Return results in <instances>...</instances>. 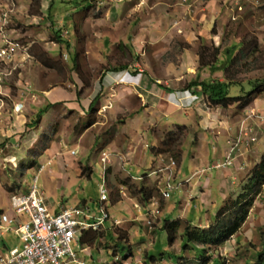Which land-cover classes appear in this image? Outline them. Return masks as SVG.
<instances>
[{
  "label": "rangeland",
  "instance_id": "1",
  "mask_svg": "<svg viewBox=\"0 0 264 264\" xmlns=\"http://www.w3.org/2000/svg\"><path fill=\"white\" fill-rule=\"evenodd\" d=\"M11 48L0 55V210L13 214L10 196L27 191L36 176L48 208L57 205L50 209L55 212L82 199L98 200L104 177L108 213L129 222L118 226L110 217L92 244H75L88 262L114 264L119 256L128 264H256L264 242V183L256 188L241 228L223 244L206 245L205 252L194 245L182 250V233L187 224H212L217 210L249 187L264 155V114L248 109L242 116L249 103L224 108L209 106L203 98L194 111L184 107L153 121L149 118L157 110L149 107L129 123L138 107L118 77L138 64L141 73L131 74L135 88L144 87L139 79L156 80L166 92L182 90L195 79L229 77L230 95H240L242 83L252 92L249 102L263 100L264 0H0V50ZM203 48L208 63L199 66ZM110 74L117 77L113 83ZM195 90L187 103L203 97L199 87ZM48 101L54 106L32 124ZM200 111L204 114L198 116ZM217 123L220 128L231 124L232 131L225 134ZM142 125H147L146 135L128 140L129 128ZM175 131L185 150L181 179L180 163L170 166L168 154L150 152ZM140 145L155 159L150 168L129 157ZM232 147L230 159L217 167ZM215 148L220 155L208 158ZM195 152L201 159L194 166ZM59 162L64 178L50 170L57 172ZM167 177L177 187L165 198L161 191ZM176 191L178 201L172 196ZM148 203L153 213L146 216ZM166 203L177 207L164 212ZM178 208H188L186 218H178V233L169 243L160 218L177 220ZM142 212L143 223L137 221ZM119 236L126 240L116 246Z\"/></svg>",
  "mask_w": 264,
  "mask_h": 264
},
{
  "label": "built area",
  "instance_id": "2",
  "mask_svg": "<svg viewBox=\"0 0 264 264\" xmlns=\"http://www.w3.org/2000/svg\"><path fill=\"white\" fill-rule=\"evenodd\" d=\"M10 51L12 48L1 49L0 55H7ZM134 68L139 69V66ZM140 82L141 79L138 80V84ZM185 93L183 92L184 99L188 98V94ZM233 149L234 147L231 148L228 158L217 164V167L225 165ZM169 165H175L174 159L170 158ZM36 182L37 176L30 183L27 191L12 196V217L6 214L0 217V223H3L0 226L2 234L12 231L20 242L18 246L15 245L6 252L0 248V264H93L82 257L74 246L75 244L80 246L82 243L79 240L80 235L99 231L104 221L110 218L106 209L109 189L104 177L99 183L100 193L96 214L86 204L65 207L59 212L52 213L41 196ZM165 182V188L161 193L163 197L168 198L177 185L171 183L170 177H167ZM147 222L150 224L149 221ZM125 259L127 257L123 259L116 256L113 263L128 264Z\"/></svg>",
  "mask_w": 264,
  "mask_h": 264
},
{
  "label": "trees",
  "instance_id": "3",
  "mask_svg": "<svg viewBox=\"0 0 264 264\" xmlns=\"http://www.w3.org/2000/svg\"><path fill=\"white\" fill-rule=\"evenodd\" d=\"M254 51L258 49L257 40H253ZM199 66H204L208 62L204 61V56L209 55L205 48H203L199 53ZM122 68V67H121ZM126 67H123V69ZM120 69V68H119ZM122 69V70H123ZM131 74H138L137 69H132ZM233 81L226 77L224 80L213 79L210 81L206 80H193L190 81L182 88V91L187 94H192L194 89L200 88L204 100L208 103L209 106H220V107H229L231 104L238 102L239 105H247L250 101V96L252 92H247L244 90V85L238 83L239 87L241 86L242 93L240 95H230V88L233 86ZM251 84V83H249ZM256 84L252 82V86L255 87ZM94 102V101H93ZM93 102L90 104L93 105ZM53 104L47 103L44 107L40 108L37 115L34 117L32 124H39L42 118L49 107ZM176 132L169 133L171 134L172 139L170 141H164L161 143L160 148L154 150L151 148V152L155 155L159 152H164L168 154V157L174 159L176 163L179 164L182 155V138L178 139ZM253 177L250 179V185L247 189L244 190L243 195L239 194L235 198L228 200L225 205L217 210L214 218V222L207 227H197L192 226L191 224L185 225L183 229V246L182 250H187L190 246H198L201 252H205L204 246L211 245H220L223 244L227 239L233 236L242 226L244 221L248 216V211L254 203V196L258 194L256 188H260L264 183V155L261 157V161L258 163L256 168L253 170ZM124 185L129 186V181H125ZM139 190L140 193H145L144 187ZM145 200L148 199L147 193L143 194ZM97 203V202H96ZM95 207L97 208V204ZM92 210V209H91ZM180 226V221L177 220H164L163 229L166 230L168 242L171 243L175 240ZM97 231H92L85 233L81 237V242L92 244L97 238ZM119 240H126L125 236H119L116 242V246ZM202 256V253H201ZM256 264H264V242L262 243L261 249L256 254Z\"/></svg>",
  "mask_w": 264,
  "mask_h": 264
},
{
  "label": "crops",
  "instance_id": "4",
  "mask_svg": "<svg viewBox=\"0 0 264 264\" xmlns=\"http://www.w3.org/2000/svg\"><path fill=\"white\" fill-rule=\"evenodd\" d=\"M137 66H138V64H136ZM139 73H141L140 72V67H139ZM138 73V74H139ZM110 78L112 79V83L117 79V77L116 76H114V75H111L110 74ZM134 78H135V76H133V75H131V73L129 72V71H126L124 74H122V76L119 78L118 77V79L120 80V82L121 83H123V84H121V85H124V88L126 89V92L129 94L130 93V96H131V98L133 99V102H135L136 104H137V107H138V109H137V113H135V114H133L132 116H130V119L131 120H129L128 122L130 123L132 120H134L136 117H139V116H142V115H144L145 116V114H146V112H147V109L149 108V107H152V108H156V110H157V115H155L153 118L152 117H150L149 119L150 120H153V121H155V119H157L158 117L160 118L161 116H166V115H169V114H171V113H173V112H175V111H177V110H179V109H182V108H184V107H186V108H188V109H190V108H192V109H190L191 111H194V109H195V107H197L196 106V104L197 103H199V102H201V101H203V97L202 98H197V99H195V101H192V100H190L188 103L186 102V101H188V98H186V100L185 101H183V99H181V96L182 95H184L183 94V92L184 91H182V90H172V91H168V92H166L165 91V89H163L161 86H159V84L160 83H158L156 80L154 81V82H149V81H147V80H143V81H141L140 83H142V86H144V87H141V89L139 90H137L135 87V80H134ZM107 83H109V81H107ZM140 83L138 84V86H140ZM113 85V84H112ZM132 85H134V88L132 87ZM102 87V86H101ZM100 87V88H101ZM95 88H97V85H95ZM104 88V87H103ZM50 89H52V88H50ZM50 89H48V90H46L47 92L46 93H48L49 91H50ZM196 89H198V88H196ZM97 91L99 90V92L101 91V89H99V87L96 89ZM196 90L194 89V92H195ZM127 96H129V95H127ZM183 98H184V96H183ZM181 99V100H180ZM260 99H263V98H260ZM94 100H91L90 101V103H92ZM260 101H263L264 102V99L263 100H259V98H255L254 100H252L251 102H249V104H248V108H245L244 109V111H242V116L243 115H245V113H246V111H248V109H249V111L251 110L252 111V109L254 110V111H256V112H259V113H262V114H264V103L263 104H261L260 103ZM49 102V101H48ZM176 102H177V104H176ZM51 104H53L52 102H50ZM180 103V104H179ZM190 104V106H188ZM173 105H175V107H173ZM249 105H250V107H249ZM19 106H21V105H19ZM19 106L17 107V108H19ZM54 106V105H53ZM102 106V105H101ZM177 106V107H176ZM195 106V107H194ZM218 110H221V109H218ZM185 111V110H184ZM61 112V111H60ZM187 112V111H186ZM220 112V111H219ZM222 112H223V110H222ZM52 115H54L53 113H51ZM184 114H186V115H190V113L189 112H187V113H185L184 112ZM196 114L199 116V115H203L204 114V112H202V111H200L199 113L198 112H196ZM219 115V113H216V116H218ZM220 117V116H219ZM219 117L217 118L218 120H219V122H220V119H219ZM149 122V121H148ZM151 122V121H150ZM126 124H127V122L126 123H124V125H125V127H126ZM218 124V123H217ZM220 124V123H219ZM218 124V126H219V129L222 131V132H225V134H226V132H231L232 130H230V128H231V124H228L225 128H220V126L221 125H219ZM176 125V124H175ZM214 125H215V123H214ZM147 127V125H145V126H143L142 125V127L141 128H138V127H136V128H129V130H131L130 131V133H127V135H128V140L132 137V138H134L135 140H138V138L139 137H143V136H145L146 135V132H148V131H146L145 130V128ZM230 127V128H229ZM173 128V127H172ZM125 130H126V128H125ZM210 130V129H209ZM224 134V133H223ZM200 141H201V139H200ZM136 143V142H135ZM134 143V144H135ZM141 144V143H140ZM205 144H206V140H205ZM144 149V148H143ZM142 149V145H140V151L139 150H137L138 152H136L135 154L134 153H129V157L131 158V159H136V163L138 164V165H140L142 168H150L151 167V164H152V162H154V157L152 156V154L148 151V149L147 148H145L144 150ZM49 150V149H48ZM47 150V151H48ZM207 150H209V149H207ZM199 153L200 152H195V156H193V159H192V165H196V163H198V161L201 159V158H199ZM185 154V150L183 149V153H182V159L184 158L183 157V155ZM226 154H227V152L225 153V155L223 156V160H224V158L226 157ZM131 155H134V157H131ZM140 155H142V156H140ZM220 155V152L217 150V148H215L214 150H213V152H211V151H208V158L211 156V157H218ZM201 156V155H200ZM141 158V159H140ZM182 159H181V161L179 162L180 164L179 165H177V171H178V178H180L181 179V176H183L184 175V171H183V169H182ZM217 161V160H216ZM209 163V162H208ZM208 163H206V164H208ZM52 172H55V174H57L59 177H62V178H64V176H65V173H64V171L61 169V163L59 162V168H58V170H57V172L54 170V169H50ZM144 172H146V170L144 171ZM147 173V172H146ZM131 175H132V177L134 176L132 173H131ZM135 177V176H134ZM186 179V177L184 178V179H182V181H184ZM179 180V179H178ZM60 183H65V181H62V182H60ZM177 183V182H176ZM175 183V184H176ZM10 193V192H9ZM173 197H175V196H177V201L179 200L178 199V197L180 198V193H179V191H176L173 195H172ZM171 196V197H172ZM97 200V199H96ZM96 200H91V202L89 203L88 201H86V199H82L81 201H78V202H75L74 203V205H84V204H86V205H88V207L90 208V209H93L92 207H95V203H96ZM109 201H110V197H109ZM176 201V202H177ZM81 203V204H80ZM65 206H70V205H65ZM168 206V203H166V204H164V208L162 209V211H164V212H166V209H169L170 211H173L174 210V208L175 207H177V205L174 203V206H172V207H167ZM50 207V209H52V210H56L57 209V205L56 204H53V205H51V206H49ZM148 207H149V210H148V212L146 213V216L147 215H150L151 213H153V210L151 209L152 207H150V204L148 203ZM188 208H190V207H188ZM187 208V209H188ZM9 209H12L10 206H9ZM187 209H181V208H178L177 210H178V215L176 216V219H178V218H186V210ZM6 209H2V210H0V214L2 213V212H4V213H6V214H8V215H10V216H12L13 214H11V213H8V212H6L5 211ZM51 210V211H52ZM94 213L96 214L97 212H98V210H97V208H95L94 210ZM149 213V214H148ZM130 214H134L135 215V211L134 210H132L131 211V213ZM129 214V215H130ZM142 214H143V218H142V216L141 217H139L140 218V220H137V221H140V222H142L143 223V221H144V213L142 212ZM114 215H110L109 214V217H111V218H113L114 220H115V222H116V224H118V226H122V225H126V223H128L129 221L127 220V219H123V220H117L116 218H114L113 217ZM187 216H188V214H187ZM147 219V218H146ZM164 219L165 220H168V218H165L164 217V214H163V216L160 218V220H163L164 221ZM108 220V219H107ZM107 220H105L104 221V224H105V222L107 221ZM169 220H172V219H169ZM193 226L195 225V224H192ZM82 241V240H81ZM20 244V242H19V239L13 234V232L12 231H7V232H5L4 234H2V232H1V230H0V248L3 250V249H5V251H8L11 247H13V246H18ZM86 252V251H85ZM84 253V252H83Z\"/></svg>",
  "mask_w": 264,
  "mask_h": 264
},
{
  "label": "bare ground",
  "instance_id": "5",
  "mask_svg": "<svg viewBox=\"0 0 264 264\" xmlns=\"http://www.w3.org/2000/svg\"><path fill=\"white\" fill-rule=\"evenodd\" d=\"M99 193H100V192H99ZM13 195H14V194H12V195L10 196V207H11V201H12V196H13ZM79 206H80V205H79ZM50 211H51V210H50ZM51 212H52V213H56V212H58V211H56V212H55V211H51ZM2 214H6V213L2 212L1 215H2ZM6 215H8V214H6ZM8 216H10V215H8ZM0 217H1V216H0ZM10 217H12V216H10ZM1 225H3V223H0V226H1ZM103 225H104V223H103ZM103 225H102V226H103ZM0 230H1V229H0ZM6 232H7V231H6ZM81 237H82V236L80 235V236H79V238H80L79 240H80V241H81ZM84 250H85V249H84ZM84 250H83V251H84ZM84 252H85V251H84Z\"/></svg>",
  "mask_w": 264,
  "mask_h": 264
}]
</instances>
